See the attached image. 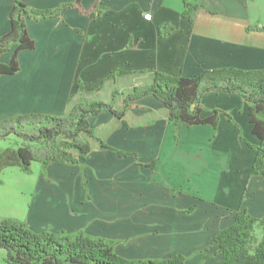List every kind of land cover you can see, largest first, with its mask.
Returning a JSON list of instances; mask_svg holds the SVG:
<instances>
[{"label": "crops", "instance_id": "1", "mask_svg": "<svg viewBox=\"0 0 264 264\" xmlns=\"http://www.w3.org/2000/svg\"><path fill=\"white\" fill-rule=\"evenodd\" d=\"M22 1L35 9L63 7L57 16L27 20L36 46L19 52L15 75L0 78V120L65 113L69 99L80 97L79 80L89 99L112 100L117 89L119 109L124 94L150 83L154 70L193 76L226 65L264 68V31L246 29L264 25V0ZM185 2L199 7L193 22L182 16ZM13 4L0 0V35L10 29ZM164 23L173 26L167 37L159 30ZM116 69L129 73L106 81ZM201 104L204 117L219 108L233 119L221 113L217 128L175 126L151 95L132 101L121 118L111 112L92 116L96 134L130 154L94 142L76 165L54 161L45 172L39 166L30 225L114 239L117 253L129 259L184 254L186 264H219L217 246L207 248L211 237L239 209L264 218V177L251 174L255 149L240 136L257 143L244 99L208 91ZM175 130L182 131L181 141L174 140ZM190 132L198 137L188 142ZM194 148L204 155L190 158Z\"/></svg>", "mask_w": 264, "mask_h": 264}, {"label": "trees", "instance_id": "2", "mask_svg": "<svg viewBox=\"0 0 264 264\" xmlns=\"http://www.w3.org/2000/svg\"><path fill=\"white\" fill-rule=\"evenodd\" d=\"M62 7L35 9L22 0H15L10 12V29L0 35V78L15 75L20 69L19 52L36 46L28 31L27 20L57 16ZM197 10V4L185 2L182 16L193 22ZM246 29L264 31V25L252 24ZM159 30L167 37L173 26L164 23ZM10 50L9 59L2 61L1 57ZM127 73L116 69L106 81ZM82 83L81 80L77 83L79 99L74 101L70 98L68 110L61 115L17 113L0 120V141L12 136L18 138L15 146L0 149V184L3 182L1 174L7 167L17 166L25 173H32L34 162H38L44 172L46 166L54 161L76 165L89 155L94 142L103 150H114L121 156L130 154L101 139L90 118L105 112L121 118L126 115L132 101L146 95L160 100L175 124H209L217 128L221 113L233 119L232 114L219 108L213 109L211 115H202L201 102L208 91L237 93L247 103V114L257 140L255 144L244 139L249 147L255 149L251 174L264 177V68L243 69L226 65L210 67L193 76L154 70L150 83L133 86L124 94L123 105L119 109L114 105L119 95L117 89L113 91L112 100L89 99ZM132 155L137 156L135 153ZM257 228L261 234L256 232ZM213 245L221 255L219 264H264V218L253 216L247 208L235 211L233 222L215 233L207 248ZM115 246L114 239L88 235L83 231L70 234L67 231H37L22 220L0 218V247L6 249V264H186L184 254L129 259L119 255Z\"/></svg>", "mask_w": 264, "mask_h": 264}, {"label": "rangeland", "instance_id": "3", "mask_svg": "<svg viewBox=\"0 0 264 264\" xmlns=\"http://www.w3.org/2000/svg\"><path fill=\"white\" fill-rule=\"evenodd\" d=\"M240 111V110H238ZM231 114V113H230ZM243 112H240V115ZM177 126V124H175ZM242 130V129H241ZM181 130H175L174 132V140L181 141ZM245 133L241 134V138L246 139ZM168 138H170V134H167ZM197 138L195 135H191V132L188 133V142L193 141L192 138ZM194 138V139H195ZM18 138L16 136H12L7 140L0 141V149H3L7 146L13 147L17 142ZM168 140V139H167ZM188 156L191 158H195L197 155L203 156V152L201 150L197 151L194 148L193 150L188 151ZM206 156L205 159H207ZM39 174V165L38 162H34L33 164V172L32 173H25L20 167H7L3 173L1 174L2 183L0 184V218H14L18 220H22L30 226V228L37 230L36 227L30 225L31 223L28 221V205L31 204L32 200L34 199L35 194V184L36 178ZM189 183V181H187ZM193 185H196L193 183ZM201 194H207L206 189L199 186ZM209 195V194H208ZM209 226L212 225L211 222L208 223ZM40 231V230H37ZM68 232V231H67ZM258 234H261L260 229H256ZM70 234V233H69ZM6 256V249L0 247V264H6L5 260ZM125 257V256H124ZM207 259V258H206ZM212 264H216L215 261H211Z\"/></svg>", "mask_w": 264, "mask_h": 264}]
</instances>
